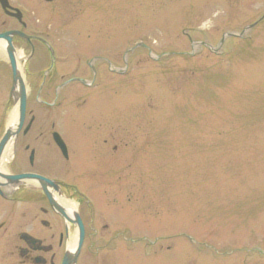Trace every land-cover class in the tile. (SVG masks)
I'll return each instance as SVG.
<instances>
[{"label":"rangeland","instance_id":"rangeland-1","mask_svg":"<svg viewBox=\"0 0 264 264\" xmlns=\"http://www.w3.org/2000/svg\"><path fill=\"white\" fill-rule=\"evenodd\" d=\"M9 1L55 49L64 80L89 79L85 63L103 52L122 72L64 89L51 113L72 180L111 224L88 235L78 264H264V0ZM6 20L0 10V31ZM14 109L3 123L0 107V132ZM29 109L47 115L34 96ZM93 132L109 133L104 188L87 173L104 163Z\"/></svg>","mask_w":264,"mask_h":264},{"label":"flooded vegetation","instance_id":"flooded-vegetation-1","mask_svg":"<svg viewBox=\"0 0 264 264\" xmlns=\"http://www.w3.org/2000/svg\"><path fill=\"white\" fill-rule=\"evenodd\" d=\"M0 10L7 18L6 21H2L3 29L0 34L21 31L30 37V39L23 36L13 38L17 62L21 67L27 87V106L24 128L16 138L11 162L9 163L8 149L0 164V264H62L66 252L76 247L77 236L82 226L84 242L77 260L78 264L88 235L91 233L96 235L98 233L96 227L99 225L103 230H108L111 224L109 219H106L107 223H104L105 219L98 218V216L107 214L100 209L97 200L92 197L93 200H90L87 191L83 190L79 183L75 184L76 179L72 180L71 156L74 152L62 134L56 131L59 128L60 117L57 114L54 119L51 113L60 108L65 101V96L60 97L64 89L74 84L93 89L98 85L99 76L104 80L105 75L106 85L110 71V65H108L110 59L105 52L94 54L85 63L87 74L90 75L89 79L70 77L64 80L67 75L57 67V63L61 64V61L54 58L55 55H52L49 50V54L47 52L48 40L36 34H29L26 22L22 24L11 16L10 12L8 15L1 8ZM14 21L20 28L12 27ZM18 44L23 51L22 58L18 56ZM42 47L45 51H40L39 54L37 49H42ZM29 48L34 49L31 58H27L29 54L25 55ZM49 55H52V58ZM81 63H83L82 60H80L79 67ZM44 65L48 67L45 68ZM12 88L13 71L9 53L6 52L5 57H0V107L3 108V123L9 105L14 103L10 98ZM33 96L39 108L47 112L48 116L46 115L44 119L39 115V110L29 109ZM4 132L2 131V134L0 132V139ZM93 133L94 135L88 140L98 149L96 157L103 158L104 163L101 168L97 165L87 173L91 179L96 178L95 181L92 180L94 187L104 188L105 184L110 183L111 148H109V137H107L109 133ZM56 134L63 139L67 147L66 158H63L61 149L55 140ZM118 151V147L114 145L112 154L116 155ZM63 161L66 165L64 168L61 167ZM69 165L71 168L68 167ZM65 168L70 169L72 180L70 183L63 180L62 171ZM6 175L8 177L9 175H33L40 179L32 178L13 184L9 182ZM98 177L106 179L102 180ZM75 185H79L81 189H76ZM101 194L96 196L102 199L104 193ZM64 197L72 199V204L76 207V210L65 211V215L57 211L58 207L65 208L62 204ZM119 235L121 233L117 232L116 236L119 237Z\"/></svg>","mask_w":264,"mask_h":264},{"label":"water","instance_id":"water-1","mask_svg":"<svg viewBox=\"0 0 264 264\" xmlns=\"http://www.w3.org/2000/svg\"><path fill=\"white\" fill-rule=\"evenodd\" d=\"M46 2H51L52 0H45ZM0 3L2 4L3 9L9 8L7 0H0ZM16 18L21 20V16L19 14L14 15ZM16 34H21L19 32H13V33H7V34H2L0 35V40H5L7 44L9 45L8 47V52L9 56L11 59V64L14 72V88H13V93L15 94V100L18 102V113H19V119H18V126L17 130L12 131L10 129L7 130L5 136L3 137L2 141L0 142V158L3 153V150L8 142L12 140V138L17 137L18 132L23 126L24 120H25V112H26V89L25 85L23 83V80L19 74V71L17 69L16 61H15V54H14V49L11 45V36L16 35ZM58 141H60V138H57ZM62 146V144H61ZM65 147L62 146L63 152H65ZM9 181L11 183L17 184L21 180L25 179H40L38 176H33V175H20V176H9ZM60 211L63 212V210L60 208ZM84 239V233L83 229L81 228V233H80V239H79V244L74 253H68L65 257V260L63 264H75L77 261V257L79 255V252L81 250V246L83 243Z\"/></svg>","mask_w":264,"mask_h":264},{"label":"bare ground","instance_id":"bare-ground-1","mask_svg":"<svg viewBox=\"0 0 264 264\" xmlns=\"http://www.w3.org/2000/svg\"><path fill=\"white\" fill-rule=\"evenodd\" d=\"M4 42L0 41V57H5V47H4ZM17 109H14L10 115H9V119H8V126L10 128V130L14 131L16 130L17 128ZM62 203L64 204V206L66 207V209L68 211H71V210H75V205H73L72 203L70 202H64L62 201ZM73 249V248H72Z\"/></svg>","mask_w":264,"mask_h":264}]
</instances>
